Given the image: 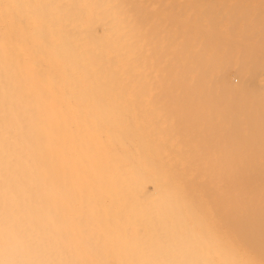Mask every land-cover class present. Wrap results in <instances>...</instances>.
<instances>
[{
	"label": "bare ground",
	"instance_id": "1",
	"mask_svg": "<svg viewBox=\"0 0 264 264\" xmlns=\"http://www.w3.org/2000/svg\"><path fill=\"white\" fill-rule=\"evenodd\" d=\"M0 264H264V0H0Z\"/></svg>",
	"mask_w": 264,
	"mask_h": 264
}]
</instances>
